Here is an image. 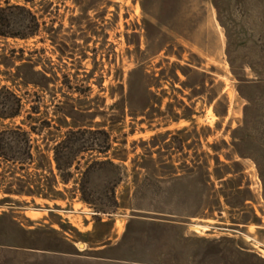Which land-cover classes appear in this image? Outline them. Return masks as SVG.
I'll return each mask as SVG.
<instances>
[{
    "label": "rangeland",
    "instance_id": "rangeland-1",
    "mask_svg": "<svg viewBox=\"0 0 264 264\" xmlns=\"http://www.w3.org/2000/svg\"><path fill=\"white\" fill-rule=\"evenodd\" d=\"M9 1L25 4L41 16L45 26L53 25L58 47L41 29L28 40L0 39V56L12 50L19 56L22 49L27 57L36 50L34 58L41 57L59 75L68 74L71 85L85 91L82 106H94L88 101L99 96L105 98L107 111L118 99L109 96L110 86L118 91L114 77L122 76L126 88L128 73L136 68L146 76L143 83L153 85L155 101L161 99L151 113L153 130L147 122L140 123L142 116L134 120L126 116L111 131L109 154L126 158L121 164L122 181L116 187L119 202L122 197L126 204L135 202V174L142 185L145 175L154 180L161 174L164 161L176 168L207 157L211 171L213 155L231 170H241L237 175L243 176L242 187L247 185L252 200L239 207L227 205L220 197L217 207L192 217L184 216L183 211L175 217H158L119 208L110 216L96 218L86 204L67 192L64 201L0 205V264H264V185L260 177L264 180V0ZM58 48L65 54L72 52L75 59L61 56ZM3 70L0 65V86L23 97L24 112L13 120L17 125L36 99V90L12 85ZM84 72L93 73L92 78H86ZM140 77L135 74L133 82ZM37 93L40 114L34 116L38 120H26L24 127L29 130L31 125L49 122L44 134L61 136L64 129H57L54 104L64 98L60 93L55 100ZM245 112V133L250 137L240 148L247 156L241 157L231 145V132L244 125ZM184 113L191 120L183 119ZM99 121L102 119L94 122ZM152 136L157 137L150 141ZM165 138V142L172 141L168 150ZM133 160L138 164L135 172ZM174 171L176 176L183 174L180 169ZM223 171L220 166L219 173ZM198 180H173L175 192L169 204L183 206L197 200ZM212 180L215 190L222 187ZM139 197L138 202L147 208L156 205L152 190ZM135 217L140 220H132ZM11 218L24 229H42L38 237L44 243L35 237L31 240L36 249L22 247ZM62 236L76 239V254L68 253L60 241Z\"/></svg>",
    "mask_w": 264,
    "mask_h": 264
},
{
    "label": "trees",
    "instance_id": "trees-1",
    "mask_svg": "<svg viewBox=\"0 0 264 264\" xmlns=\"http://www.w3.org/2000/svg\"><path fill=\"white\" fill-rule=\"evenodd\" d=\"M24 2L28 3L30 0H24ZM40 18L41 16H37L25 4L5 0L0 4V39L28 40L38 36L43 29L47 39L56 46V29L53 25L45 26ZM58 50L61 56L75 59L71 56L72 52L65 54L64 49L58 48ZM19 52L21 53L19 56L15 55L14 50L9 55L0 56L3 61L0 65L4 67L3 73L7 76V81L25 89L29 87L35 89L36 92L33 95L36 99L32 100L33 104L25 111L27 113L25 118L20 124L15 125L13 120L21 117L24 112L23 97L10 87L0 86V205L20 206L21 203L34 204L36 200L64 201L67 199L65 196L67 192L71 193L70 198L78 197L79 201L86 204L96 218L102 214L110 216L119 208L140 210L158 217H175L179 215V211H183L184 216L192 217L202 215L205 209L217 207L220 197H223L227 205L233 206L235 203L239 207H243L247 200H252L247 185L242 187L243 176L237 175L241 170H231L230 165L223 164L218 155H213L211 159L214 160V167L211 171L209 157H207L203 161L190 160V164L182 163L181 167L176 168L164 161L160 169L161 174L154 180L148 174L145 175L142 185H138V176L135 174L132 180L135 186L132 198L135 202L126 204L124 197L119 202L116 187L122 181L121 164L126 158L115 152L109 154L111 131L116 129L126 116H129L131 120L142 116L140 123L147 122L148 129L153 130L151 113L155 110V105L161 103V99H158V102L155 101L156 95L151 90L153 85L143 83V78L146 76L136 68L128 73L126 88L122 83V76L114 77V81L118 82L116 84L118 91L115 92L114 87L110 86L109 96L114 99L117 95L118 99L106 108L107 111L104 105L105 98L99 96L88 101L94 106H82L81 97H86L85 91L79 87L74 88L68 74L59 75L52 66H47L41 57L34 58L33 54L36 50L28 52L27 57H23L24 50L20 49ZM81 56L85 57L84 54ZM76 60L79 59L76 58ZM138 73L141 76L140 81L136 80L134 83L133 76ZM83 74L88 79L93 75L91 72ZM86 89L90 90L89 86ZM37 92L48 94L52 100L57 99L56 93H60L61 98H64L54 104L57 129H64L61 136L44 134L46 127L50 126L49 122L31 125L29 130L24 127L26 120L35 123L38 120L34 116L40 114L41 98ZM72 93L77 96L73 97ZM242 96L250 103L248 96ZM170 106L171 103H167V107ZM184 109L191 111L187 106H184ZM174 117L175 120L179 119L178 114ZM96 118H101L102 121L94 122ZM182 118L191 120L189 113H184ZM243 124L242 127L231 132V145L241 157L247 156L240 148L248 143L250 137L245 133L246 112ZM107 127L108 129H105ZM156 137L152 136L150 141L155 140ZM165 141L166 138L163 142L168 150L172 141ZM179 147L182 148L181 144ZM213 150L218 151L215 148ZM132 165V171L135 172V168L138 167L137 161L133 160ZM220 166L224 167L222 173H219ZM142 168L149 169L145 166ZM175 169H180L183 174L176 176ZM196 177L199 179L196 185L199 187L200 197L194 202H185L183 206L169 204L175 192L171 182ZM212 177L219 182L221 188L215 190ZM260 177L264 185V180L262 176ZM97 179H101L98 184ZM68 185H71V188H67ZM149 190H152V201H155L156 205L147 208L138 201L140 194H147ZM55 209L60 208L55 205ZM132 220L140 219L135 217ZM10 223L20 235L17 243L22 247L36 249V244L31 240L35 237L44 243V238L38 237L43 233L42 229H24L12 218ZM52 232L56 233L55 230ZM75 240L68 236L60 238L70 254H76Z\"/></svg>",
    "mask_w": 264,
    "mask_h": 264
}]
</instances>
